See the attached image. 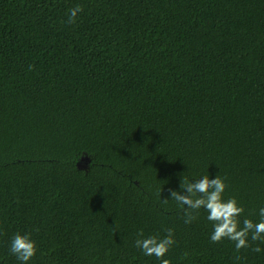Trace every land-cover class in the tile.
Instances as JSON below:
<instances>
[{
  "label": "trees",
  "instance_id": "trees-1",
  "mask_svg": "<svg viewBox=\"0 0 264 264\" xmlns=\"http://www.w3.org/2000/svg\"><path fill=\"white\" fill-rule=\"evenodd\" d=\"M207 174L259 220L264 0H0V264L17 232L27 264H160L134 242L168 228L170 264H264L184 223Z\"/></svg>",
  "mask_w": 264,
  "mask_h": 264
},
{
  "label": "clouds",
  "instance_id": "clouds-1",
  "mask_svg": "<svg viewBox=\"0 0 264 264\" xmlns=\"http://www.w3.org/2000/svg\"><path fill=\"white\" fill-rule=\"evenodd\" d=\"M83 11L81 5H76L69 10L67 23H75L80 12ZM33 66L29 65V70ZM182 191L170 189V198L182 206L185 224L192 223L199 210L203 208L207 212V219L213 223V231L210 240L219 243L224 239L234 242L235 251L239 253L242 248H250L259 253L262 251L259 244L264 243V207L259 209V220L243 219L239 217L244 212L242 205H239L235 197L227 200L223 198L226 189L224 180L216 175L209 178V174L202 176L194 181L185 179L180 183ZM164 203L168 200L164 199ZM166 235L162 238L157 236L144 237L143 230H140L135 240V246L146 256H154L160 264H170L169 259L165 258L170 247L175 243L173 229L165 230ZM250 237V240H249ZM251 242H259L254 247ZM9 251L16 256L21 264L27 262L36 254V242L31 239V233L17 232L13 235L9 245ZM240 260L239 255L236 256Z\"/></svg>",
  "mask_w": 264,
  "mask_h": 264
},
{
  "label": "rangeland",
  "instance_id": "rangeland-1",
  "mask_svg": "<svg viewBox=\"0 0 264 264\" xmlns=\"http://www.w3.org/2000/svg\"><path fill=\"white\" fill-rule=\"evenodd\" d=\"M86 162H87V157L82 156L79 160V166H85Z\"/></svg>",
  "mask_w": 264,
  "mask_h": 264
}]
</instances>
